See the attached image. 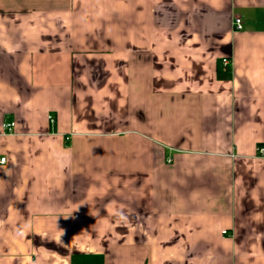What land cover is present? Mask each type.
<instances>
[{
    "label": "crops",
    "instance_id": "crops-1",
    "mask_svg": "<svg viewBox=\"0 0 264 264\" xmlns=\"http://www.w3.org/2000/svg\"><path fill=\"white\" fill-rule=\"evenodd\" d=\"M258 147L264 0H0V264H264Z\"/></svg>",
    "mask_w": 264,
    "mask_h": 264
},
{
    "label": "built area",
    "instance_id": "built-area-1",
    "mask_svg": "<svg viewBox=\"0 0 264 264\" xmlns=\"http://www.w3.org/2000/svg\"><path fill=\"white\" fill-rule=\"evenodd\" d=\"M232 26L236 30L241 29V27H242L241 19L239 17L234 18L232 21ZM220 63L223 67H229L231 64V60L228 57H222L220 60ZM13 126H14L13 121H11V120L5 121L3 123L5 133L11 132ZM256 150L259 154H261V155L264 154V147H258ZM4 160H5V157H0V162H4Z\"/></svg>",
    "mask_w": 264,
    "mask_h": 264
}]
</instances>
